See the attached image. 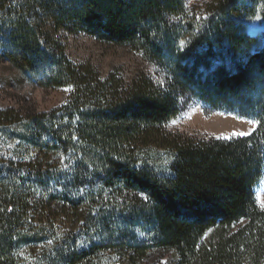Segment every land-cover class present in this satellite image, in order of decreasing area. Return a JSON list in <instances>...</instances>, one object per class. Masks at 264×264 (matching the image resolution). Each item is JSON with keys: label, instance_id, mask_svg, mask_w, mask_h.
<instances>
[{"label": "trees", "instance_id": "1", "mask_svg": "<svg viewBox=\"0 0 264 264\" xmlns=\"http://www.w3.org/2000/svg\"><path fill=\"white\" fill-rule=\"evenodd\" d=\"M0 0V62L50 112L0 109V264H264V0ZM141 53L162 74L106 78L64 34ZM190 99L256 123L194 139L165 127Z\"/></svg>", "mask_w": 264, "mask_h": 264}, {"label": "rangeland", "instance_id": "2", "mask_svg": "<svg viewBox=\"0 0 264 264\" xmlns=\"http://www.w3.org/2000/svg\"><path fill=\"white\" fill-rule=\"evenodd\" d=\"M211 0H190L191 13L205 16L206 5ZM63 42L68 57L78 65H89L106 78L118 71L132 81L140 74L148 75L157 84L163 82L160 71L144 56L130 48L102 43L80 33L64 34ZM71 88L45 89L31 83L21 72L8 63L0 62V109H16L24 114L46 113L63 106L71 94ZM256 128L252 120L233 115L211 112L208 107L189 97L181 101V113L164 128L167 134L194 139H230L243 137L233 133L251 135ZM259 206L264 209V175L257 189Z\"/></svg>", "mask_w": 264, "mask_h": 264}, {"label": "snow or ice", "instance_id": "3", "mask_svg": "<svg viewBox=\"0 0 264 264\" xmlns=\"http://www.w3.org/2000/svg\"><path fill=\"white\" fill-rule=\"evenodd\" d=\"M233 135H238V136H245V135H247V133L240 132V133H233Z\"/></svg>", "mask_w": 264, "mask_h": 264}]
</instances>
